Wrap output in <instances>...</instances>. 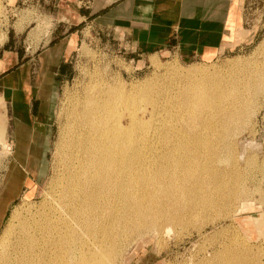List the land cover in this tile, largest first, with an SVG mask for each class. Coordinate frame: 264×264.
<instances>
[{
  "label": "bare ground",
  "instance_id": "1",
  "mask_svg": "<svg viewBox=\"0 0 264 264\" xmlns=\"http://www.w3.org/2000/svg\"><path fill=\"white\" fill-rule=\"evenodd\" d=\"M229 68L241 75L209 77L193 68L178 76L188 84L155 103L148 119L138 115L133 89L90 85L68 110L41 209L12 238L16 210L0 234V247L9 241L0 264H109L134 237L189 224L202 234L248 208L244 203L232 209L248 192L232 189L229 178L242 175L222 166L237 163L228 141L237 128L231 124L251 114L242 107L245 97L233 92L264 87V68L250 71L239 60ZM8 134L5 128L9 156ZM217 252L212 261L196 264H258L229 244Z\"/></svg>",
  "mask_w": 264,
  "mask_h": 264
},
{
  "label": "rangeland",
  "instance_id": "2",
  "mask_svg": "<svg viewBox=\"0 0 264 264\" xmlns=\"http://www.w3.org/2000/svg\"><path fill=\"white\" fill-rule=\"evenodd\" d=\"M86 1H78L82 11H90V8L84 7ZM58 5L59 0H18L15 4L11 3V0H0V190L4 185L9 161L13 158V154L8 156L7 144L3 143L2 134L5 128L9 132L10 143L13 144L14 141L12 127L9 125L8 108L4 105L6 104L3 97L4 85L11 76L13 80H25L24 78L27 77L29 81L35 82L37 74H31L28 70L25 75V68L21 66H28L30 63L35 67V64L39 65V63L36 60L29 62L31 58H27L26 54L31 55L43 43H48L54 29H56L55 38L60 35L64 37L69 33V24L57 22ZM241 8L243 26L248 33L245 35L244 44L229 48L223 55L211 61H186L176 55L168 54L137 58L119 45L113 33L101 31L99 27L89 23V20L82 25L79 24L81 27L76 28L78 42L74 44V51L66 57L67 70L55 76L53 101L49 113L45 115L49 133L45 135V140L42 139L40 142L43 149L39 154L38 169L41 172L42 167H45L43 175H39L35 181L31 179L25 181L19 198L9 210L1 233L16 210L19 218L15 221L16 230L12 238L20 223L25 221L30 213L41 209L45 199L44 192L50 189L51 180L56 173V145L61 137L68 110L76 99L86 94L90 85L94 87L119 85L124 87V90L133 89L136 93L138 115L148 119L155 103L157 104L166 95H173L182 85L188 84V80L181 77L193 68L204 69L209 73H205L209 77L226 75L230 79L234 74L241 73L230 71L229 64L233 61H243L250 71L264 68V46L262 47L264 0H241ZM24 23L22 33H15L14 28L23 29ZM63 32L65 35H62ZM43 36L49 38H45L42 42ZM225 81L230 82L228 79ZM242 90L246 94L245 92L243 94ZM248 90L241 86L240 90L233 92L236 94L240 92L241 97H245V102L248 104L244 102L242 107L248 108L251 114L248 121L245 120L246 122L243 121L241 124L240 121H235L231 124L232 130H235V127L239 129L236 128V133L232 131L233 133L231 132L228 137L237 163L232 164L233 166L224 163L222 168L242 175V181L229 178L230 185H228L233 186L232 189L245 188L248 192L247 197L239 199L232 209L234 206L241 207L244 203L249 207L233 214L231 218L222 220L216 227L209 226L202 234H198L196 228L189 224L187 227H180L179 230L170 227L161 235L152 233L151 236L134 237V240L132 239L109 264H196L202 260L212 261L217 251L223 249L224 244L234 246L246 256L249 255V258L257 260L258 264H264V87ZM34 102L33 100L32 103ZM16 108L19 109L18 103ZM123 108H127L126 104ZM122 118L125 122V114ZM15 127L14 158L22 159L20 151L24 144L23 132L18 122ZM201 219L199 218L195 224H200ZM6 244L9 245V241ZM4 247H0V253L5 250Z\"/></svg>",
  "mask_w": 264,
  "mask_h": 264
},
{
  "label": "crops",
  "instance_id": "3",
  "mask_svg": "<svg viewBox=\"0 0 264 264\" xmlns=\"http://www.w3.org/2000/svg\"><path fill=\"white\" fill-rule=\"evenodd\" d=\"M17 1L11 0V3ZM78 1L59 0L58 24H69L71 29L73 25L78 26L89 20L101 31L113 33L119 45L137 58L168 54L186 61H211L229 48L244 44L245 35H248L243 26L241 0H90V11H82ZM14 30L17 34L22 33L16 27ZM55 34L56 29L52 37H41L42 42L49 38L46 39L48 43H43L31 55L26 54L27 58H31L29 62L36 60L39 65L33 67L28 63V66H21L25 68V75L28 70L31 74H37V80L31 82L27 77L25 80H13L11 76L4 85L3 97L14 142L18 122L24 144L20 151L22 159L14 158L16 146L14 153L12 151L9 155L13 154V158L9 161L0 190V234L25 181H35L45 169L42 167V171H38L39 154L43 149L40 142L49 133L45 115L49 113L53 101L55 76L61 66L67 65L66 57L74 51V44L78 42L77 31L64 37L60 35L55 38ZM54 40L56 42L51 45Z\"/></svg>",
  "mask_w": 264,
  "mask_h": 264
},
{
  "label": "trees",
  "instance_id": "4",
  "mask_svg": "<svg viewBox=\"0 0 264 264\" xmlns=\"http://www.w3.org/2000/svg\"><path fill=\"white\" fill-rule=\"evenodd\" d=\"M81 25H82V24H81ZM79 27H81V26L78 25V26H76L75 28L72 27V28L70 29L69 33L77 31L76 28L79 29ZM55 42H56V40L52 41V42H51V45H53ZM66 70H67L66 65L61 66V68H60V72H61V73H64Z\"/></svg>",
  "mask_w": 264,
  "mask_h": 264
},
{
  "label": "built area",
  "instance_id": "5",
  "mask_svg": "<svg viewBox=\"0 0 264 264\" xmlns=\"http://www.w3.org/2000/svg\"><path fill=\"white\" fill-rule=\"evenodd\" d=\"M90 6H91V1H90V0H87V1L85 2V4H84V7H86V8H90Z\"/></svg>",
  "mask_w": 264,
  "mask_h": 264
},
{
  "label": "flooded vegetation",
  "instance_id": "6",
  "mask_svg": "<svg viewBox=\"0 0 264 264\" xmlns=\"http://www.w3.org/2000/svg\"><path fill=\"white\" fill-rule=\"evenodd\" d=\"M13 143H14V144H13V153H14V149H15V142L13 141Z\"/></svg>",
  "mask_w": 264,
  "mask_h": 264
}]
</instances>
